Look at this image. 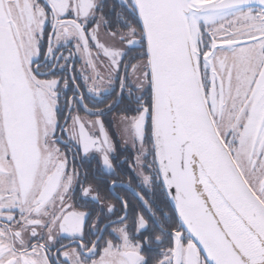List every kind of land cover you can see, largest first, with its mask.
I'll return each mask as SVG.
<instances>
[{"label": "snow or ice", "instance_id": "6c2138e0", "mask_svg": "<svg viewBox=\"0 0 264 264\" xmlns=\"http://www.w3.org/2000/svg\"><path fill=\"white\" fill-rule=\"evenodd\" d=\"M106 7L0 0V264H264V0ZM119 105L162 216L84 167L117 174L100 117Z\"/></svg>", "mask_w": 264, "mask_h": 264}, {"label": "flooded vegetation", "instance_id": "af4514ba", "mask_svg": "<svg viewBox=\"0 0 264 264\" xmlns=\"http://www.w3.org/2000/svg\"><path fill=\"white\" fill-rule=\"evenodd\" d=\"M105 5L107 6L105 8V11L108 13L110 19L112 20L113 24L116 23V12L123 13L125 16H127V13L125 12L124 8L122 7L124 0H104ZM109 9H113V11H109ZM104 30L101 29V32ZM46 47V44H45ZM135 53H130V55H134ZM81 66L80 62H76V67L79 68ZM61 74L57 73L54 77H42V78H59ZM68 96H71V91H68ZM63 103V102H61ZM127 103V101H125ZM124 105L117 106L112 113H108L105 116L100 117V119L104 122L105 129L108 131L110 138L113 140L115 145V153H114V163H116V173L115 175H109V174H101L96 166L98 165V160L92 159L90 161L84 162V167H86L90 173L95 172L96 176L101 180H107V179H116L123 181V184L125 186L118 187L116 190L120 193V195L124 196L130 203V205L133 206L134 211H140L143 212L146 218L149 216L148 211L144 208L141 201L137 198V196L134 194L133 189L136 192H140L145 198L149 199V202L152 204V210L156 212L157 216H162L165 212H170L171 209L169 207L168 202L166 201L164 195L162 192H160L158 189L154 192H150L147 188L142 187L140 185L139 179L135 172H133L132 168L129 166L132 163V159L135 155L131 144H125L122 138L117 134V128L118 125L113 122V117L119 113L120 109ZM89 107H93V105H89ZM95 107L102 108L104 107L103 104L96 105ZM65 115L67 114V111L65 110ZM79 115L83 117L86 120H96L97 118L95 116H89L86 112L83 110H80ZM58 118H60L58 116ZM92 132H95L99 134L98 126L96 128L91 129ZM59 147L63 148V145H60ZM71 156V153H69ZM127 157L128 161L125 163H122L121 161L124 160V158ZM77 159V167H79V156L76 157ZM129 182L132 185V188L126 187V185L129 184ZM108 189L107 185H105V192L104 194L107 195ZM109 200H111L112 203L117 204L119 206L118 200H116L115 197H108ZM108 201H105L107 203ZM86 210H92L93 213H100L102 216L104 215V210L101 208L100 205L96 204L95 202H89L88 207ZM63 243L68 244L70 241L68 239H65Z\"/></svg>", "mask_w": 264, "mask_h": 264}]
</instances>
